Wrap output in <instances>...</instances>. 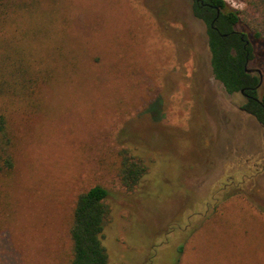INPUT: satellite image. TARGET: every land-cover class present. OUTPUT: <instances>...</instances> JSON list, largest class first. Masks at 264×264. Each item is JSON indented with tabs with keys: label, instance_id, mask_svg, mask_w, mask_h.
<instances>
[{
	"label": "rangeland",
	"instance_id": "1",
	"mask_svg": "<svg viewBox=\"0 0 264 264\" xmlns=\"http://www.w3.org/2000/svg\"><path fill=\"white\" fill-rule=\"evenodd\" d=\"M36 2L51 79L36 109L0 99L15 160L0 174V264H69L75 199L97 184L109 264H264V126L214 78L192 0ZM248 40L260 98L264 42ZM126 151L148 167L131 190Z\"/></svg>",
	"mask_w": 264,
	"mask_h": 264
},
{
	"label": "trees",
	"instance_id": "2",
	"mask_svg": "<svg viewBox=\"0 0 264 264\" xmlns=\"http://www.w3.org/2000/svg\"><path fill=\"white\" fill-rule=\"evenodd\" d=\"M36 3L0 0V99H18L17 111L36 109L38 91L51 79L50 66L36 67ZM241 3V8H228L225 0H192L193 15L206 25L212 74L227 94L242 88L254 94L248 89L259 81L256 73L245 71V63L252 59L253 51L248 36L264 42V0ZM242 108L264 126V94L260 102L249 100ZM5 110L0 107V174L11 172L15 163L14 138ZM147 171L141 159L123 153L118 175L124 188H135ZM108 194L97 184L77 195L69 227V264H109L102 243L110 213Z\"/></svg>",
	"mask_w": 264,
	"mask_h": 264
},
{
	"label": "flooded vegetation",
	"instance_id": "3",
	"mask_svg": "<svg viewBox=\"0 0 264 264\" xmlns=\"http://www.w3.org/2000/svg\"><path fill=\"white\" fill-rule=\"evenodd\" d=\"M218 13V12H217ZM217 16V15H216ZM216 19V18H215ZM214 19V20H215ZM213 20V21H214ZM210 26H211V28H215L214 27V25H213V23H211L210 24ZM248 42L246 41V44H247ZM249 61L250 60H247L246 61V63H245V69H246V67L247 68H256V67H249L248 66V63H249ZM246 71V70H245ZM247 72V71H246ZM248 73H256L257 75H258V77H259V81H258V83L254 86V87H251V88H249L248 90H250V91H253L254 92V94H251V93H248V92H246L245 90H244V88H242L244 91L243 92H239L241 95H243L244 97H245V99H246V102L247 101H249V100H253V101H256V102H260V98L257 96V90L260 88V86H261V84H262V79L260 78V74L258 73V72H248ZM220 83V82H219ZM239 109L240 110H242L243 112H245V113H247V114H249L248 112H246L243 108H242V106H240L239 107ZM251 115V114H250ZM254 117V116H253ZM257 121V120H256ZM261 125V124H260ZM264 162V161H263ZM263 166V165H262Z\"/></svg>",
	"mask_w": 264,
	"mask_h": 264
},
{
	"label": "water",
	"instance_id": "4",
	"mask_svg": "<svg viewBox=\"0 0 264 264\" xmlns=\"http://www.w3.org/2000/svg\"><path fill=\"white\" fill-rule=\"evenodd\" d=\"M217 16H218V13H217ZM222 36H225L226 34H221ZM248 42V41H247ZM247 72H258L259 74H260V78L262 79V74H261V71H260V69H258V68H247L246 67V69H245ZM241 92H243L244 90L243 89H241L240 90Z\"/></svg>",
	"mask_w": 264,
	"mask_h": 264
}]
</instances>
